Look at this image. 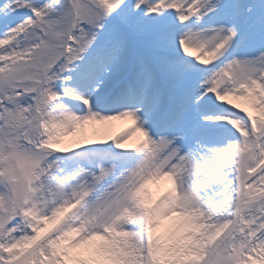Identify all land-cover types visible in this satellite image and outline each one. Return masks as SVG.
<instances>
[{"label":"snow or ice","instance_id":"snow-or-ice-1","mask_svg":"<svg viewBox=\"0 0 264 264\" xmlns=\"http://www.w3.org/2000/svg\"><path fill=\"white\" fill-rule=\"evenodd\" d=\"M0 264H264V0H0Z\"/></svg>","mask_w":264,"mask_h":264},{"label":"rangeland","instance_id":"rangeland-1","mask_svg":"<svg viewBox=\"0 0 264 264\" xmlns=\"http://www.w3.org/2000/svg\"><path fill=\"white\" fill-rule=\"evenodd\" d=\"M117 124V123H116ZM124 127H125V124H124ZM165 187H170V184H168V183H163L161 186H160V188L159 189H157V188H153V192L155 193V194H159V191H162L163 190V188H165Z\"/></svg>","mask_w":264,"mask_h":264},{"label":"bare ground","instance_id":"bare-ground-1","mask_svg":"<svg viewBox=\"0 0 264 264\" xmlns=\"http://www.w3.org/2000/svg\"><path fill=\"white\" fill-rule=\"evenodd\" d=\"M124 127L123 123H117L112 126V131L113 132H118L121 128Z\"/></svg>","mask_w":264,"mask_h":264}]
</instances>
